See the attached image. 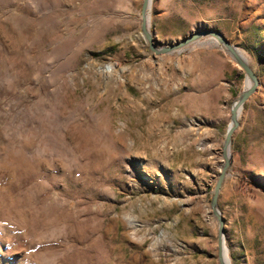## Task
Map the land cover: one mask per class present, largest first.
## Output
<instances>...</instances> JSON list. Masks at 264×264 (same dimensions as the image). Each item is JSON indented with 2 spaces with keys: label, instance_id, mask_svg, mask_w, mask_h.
I'll use <instances>...</instances> for the list:
<instances>
[{
  "label": "rangeland",
  "instance_id": "1",
  "mask_svg": "<svg viewBox=\"0 0 264 264\" xmlns=\"http://www.w3.org/2000/svg\"><path fill=\"white\" fill-rule=\"evenodd\" d=\"M144 2L0 0V264H221L252 81L210 37L151 51ZM204 30L258 78L217 208L231 263L264 264V0H152L157 49Z\"/></svg>",
  "mask_w": 264,
  "mask_h": 264
},
{
  "label": "water",
  "instance_id": "2",
  "mask_svg": "<svg viewBox=\"0 0 264 264\" xmlns=\"http://www.w3.org/2000/svg\"><path fill=\"white\" fill-rule=\"evenodd\" d=\"M152 0H145L143 5V11H142V31L144 32L147 40L150 43V50L157 53V54H169L175 51H180L185 49L186 47L200 43L201 39L210 37L217 41L218 44L222 45L223 48L236 60V62L239 64V66L243 69V71L246 73L248 79L253 82V85L248 88L237 100L239 101L238 105H234L232 108V122L234 123L228 128L226 139L224 143V157H225V163L222 168V171L219 175L218 182L215 187L214 196L212 198L211 207L213 209V212L217 219L220 222V239H219V256H220V262L221 264H224V261L222 259L221 254V236L223 235V218L218 211L217 205H218V198L219 193L222 188L224 179L226 177L228 168L230 166L231 162V155L230 157L227 156V149L231 146L232 138L239 126L238 117L240 114V109L243 107L244 103L252 96V94L255 92L257 86H258V78L252 68L240 57L238 50L234 48L230 44V42L219 32L213 31V30H204L198 33L193 34L191 37L185 39L184 41L177 42L175 44H170L168 46L161 47L160 49H157L154 45V40L150 32L148 31V12L151 8Z\"/></svg>",
  "mask_w": 264,
  "mask_h": 264
},
{
  "label": "bare ground",
  "instance_id": "3",
  "mask_svg": "<svg viewBox=\"0 0 264 264\" xmlns=\"http://www.w3.org/2000/svg\"><path fill=\"white\" fill-rule=\"evenodd\" d=\"M239 55H240V57H242V59H244V61H247L245 56L242 53H239ZM252 85H253L252 82H248V87H251ZM238 103H239V101H238ZM238 103L236 105H238ZM241 109H240V111H241ZM229 152H230V147L227 149V156L228 157H230V153ZM221 254H222V259L224 261V264H232L231 263V258H230V255H229V249H228V246H227L226 238L224 236L223 237L221 236Z\"/></svg>",
  "mask_w": 264,
  "mask_h": 264
}]
</instances>
